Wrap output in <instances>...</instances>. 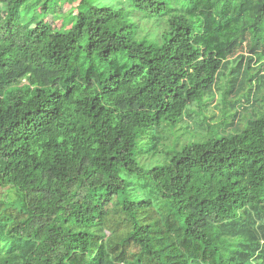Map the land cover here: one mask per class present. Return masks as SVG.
<instances>
[{
    "label": "trees",
    "instance_id": "1",
    "mask_svg": "<svg viewBox=\"0 0 264 264\" xmlns=\"http://www.w3.org/2000/svg\"><path fill=\"white\" fill-rule=\"evenodd\" d=\"M53 1L0 0V264H264V0Z\"/></svg>",
    "mask_w": 264,
    "mask_h": 264
},
{
    "label": "rangeland",
    "instance_id": "2",
    "mask_svg": "<svg viewBox=\"0 0 264 264\" xmlns=\"http://www.w3.org/2000/svg\"><path fill=\"white\" fill-rule=\"evenodd\" d=\"M92 5L98 6H114L117 5L120 8H129L128 0H86ZM58 6L57 14L53 15L51 12L48 14H43L38 6L32 7L26 14H24L23 23L33 27L40 23L41 21L45 22V24L51 28L55 32L68 33L73 24L76 21L77 17V9L81 3V0H54ZM54 3V4H55ZM0 11V18H3L4 13ZM143 26V23H141ZM219 100V99H218ZM210 104L209 111H207L208 117H215V123H217L218 117L221 115V109L218 108L219 101ZM189 128L192 130L194 127V123L192 121L188 122ZM16 197L14 192L10 193V199L14 200Z\"/></svg>",
    "mask_w": 264,
    "mask_h": 264
},
{
    "label": "bare ground",
    "instance_id": "3",
    "mask_svg": "<svg viewBox=\"0 0 264 264\" xmlns=\"http://www.w3.org/2000/svg\"><path fill=\"white\" fill-rule=\"evenodd\" d=\"M263 104V103H262Z\"/></svg>",
    "mask_w": 264,
    "mask_h": 264
}]
</instances>
